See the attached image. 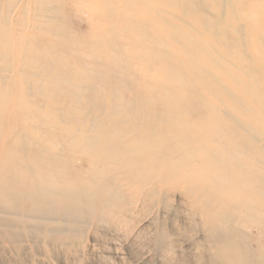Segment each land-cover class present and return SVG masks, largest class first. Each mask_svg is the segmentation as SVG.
Returning a JSON list of instances; mask_svg holds the SVG:
<instances>
[{
    "label": "bare ground",
    "instance_id": "bare-ground-1",
    "mask_svg": "<svg viewBox=\"0 0 264 264\" xmlns=\"http://www.w3.org/2000/svg\"><path fill=\"white\" fill-rule=\"evenodd\" d=\"M178 192L204 262L264 264V0H0V244Z\"/></svg>",
    "mask_w": 264,
    "mask_h": 264
},
{
    "label": "rangeland",
    "instance_id": "rangeland-1",
    "mask_svg": "<svg viewBox=\"0 0 264 264\" xmlns=\"http://www.w3.org/2000/svg\"><path fill=\"white\" fill-rule=\"evenodd\" d=\"M75 25L86 29L87 22L77 19ZM124 218L126 223L90 225L70 249L34 239L0 244V264H209L200 258L199 236L192 231L195 222L180 192L171 193L161 207L139 205ZM158 226L174 233L171 251L154 244Z\"/></svg>",
    "mask_w": 264,
    "mask_h": 264
}]
</instances>
